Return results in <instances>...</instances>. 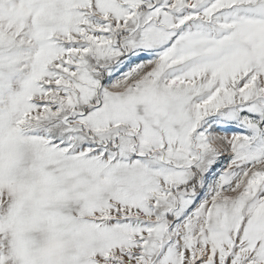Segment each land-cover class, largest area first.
Here are the masks:
<instances>
[{"label": "snow or ice", "instance_id": "1", "mask_svg": "<svg viewBox=\"0 0 264 264\" xmlns=\"http://www.w3.org/2000/svg\"><path fill=\"white\" fill-rule=\"evenodd\" d=\"M0 264H264V0H0Z\"/></svg>", "mask_w": 264, "mask_h": 264}]
</instances>
